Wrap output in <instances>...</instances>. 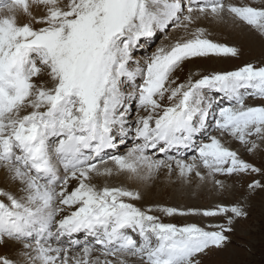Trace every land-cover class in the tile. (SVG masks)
Listing matches in <instances>:
<instances>
[{
  "label": "snow or ice",
  "instance_id": "snow-or-ice-1",
  "mask_svg": "<svg viewBox=\"0 0 264 264\" xmlns=\"http://www.w3.org/2000/svg\"><path fill=\"white\" fill-rule=\"evenodd\" d=\"M205 19L264 36V0L0 2V169L17 186L16 193L0 188V245H20L16 259L0 256V264H202L228 247L249 217L246 205L143 209L132 202L142 199L139 191L93 182L120 174L150 180L167 169L186 182L210 179L220 190L226 185L218 175L256 174L261 179L248 189L264 190V169L225 142L248 152L264 143V104L245 103L248 96L264 100V66L189 69L179 82L177 74L197 59L239 54L210 38L200 26ZM169 30L176 35L134 59L142 39ZM130 133L137 143L126 155L107 152ZM149 149L195 154L154 159ZM154 212L223 222L179 226ZM80 233L92 242L71 239ZM72 248L80 251L70 256Z\"/></svg>",
  "mask_w": 264,
  "mask_h": 264
},
{
  "label": "rangeland",
  "instance_id": "rangeland-1",
  "mask_svg": "<svg viewBox=\"0 0 264 264\" xmlns=\"http://www.w3.org/2000/svg\"><path fill=\"white\" fill-rule=\"evenodd\" d=\"M232 2L250 3L252 2V0H232ZM26 20L27 17H25L22 13L18 14V22H25ZM216 23L217 22L215 21L205 19L201 22L200 26L208 29L210 38L214 41L238 48L239 54L235 57L220 56L197 59L187 64L184 70L177 74L179 76V82H182L187 78L189 69L208 74L211 72L234 71L245 66L246 64H253L256 67L264 66V44L262 46L260 45V47H257L256 43L254 44V39L251 37L253 35V31L256 32L255 30L247 25L241 23H233L231 21L218 23V25H216ZM232 24L234 25L232 26ZM211 30L212 32H210ZM256 34L259 33L256 32ZM165 35L175 36L176 33L172 32L171 30H169L168 33L158 31L155 36L142 39L140 44L133 52L134 59L142 61L144 58L150 55L152 51L155 50L162 42L166 43L167 41L165 40ZM210 95L219 96L221 94L210 93ZM249 101H258L259 105L264 104V100L252 96L246 97L245 103H248ZM131 103L133 108L136 103L135 101ZM136 111V107L133 109V111L131 109V115L129 116V118L134 119L136 117ZM229 139L230 147L233 150L237 151L242 159L264 169V143H261L262 146L258 150H256V152H248L246 147L242 146L238 141H234L231 138ZM136 142L137 141L135 140L133 134L130 133L126 138L125 143H119V141H117L116 150L126 146H130L132 148V146H134V143ZM156 152L157 150L155 151L153 149H149L146 154L154 157H159V155L163 154L160 152L158 154ZM194 154L195 153L192 152L190 155L189 152L187 157H189L190 159ZM172 176L173 179L171 181L173 186L171 188H169L166 185L167 182L163 180L166 179V177H159L153 180V185L155 186L156 191H159L160 195L164 198V202L167 200H169L170 202L173 192L177 193V191H185L187 193L189 192L193 194L194 191L192 190V188L196 187V182L199 180L198 177H196L195 179L194 177H192L191 182H186L182 179L179 180L178 173L176 172H173ZM217 178L224 181L226 185L224 190L218 189L213 184L212 186L215 187V189L212 190V187H208L209 189L205 190V193L207 195L196 196L197 192H194L193 195H195L196 198L193 205L188 207L184 206L185 208H180L177 206L175 207L180 209H208L214 208L218 204L229 206L240 203L247 206L249 217L246 220L240 221L236 225V231L232 234V240L228 247L223 249L222 251H213L208 256L203 257L202 264H264V190L257 189L255 192H250L248 189L249 183H251L254 179H261V177L256 174H234L232 176L218 175ZM262 182H264V180H262ZM73 186L74 181H72L71 184L69 183V189H71ZM227 186L230 187L227 188ZM232 187L234 189H232ZM231 192L233 193L231 194ZM211 196L214 198H210ZM216 200H218V202H216ZM158 205L161 206L160 204ZM207 205L211 206L208 207ZM193 217H201L206 219L203 221V223H205L203 224L205 225L203 227H206V225H208L207 223L211 224L223 222V218H205L203 216ZM160 219L165 223H174L179 226L188 224L182 223L180 221L172 222V220H170L166 215L160 217ZM199 226L202 227L201 224H199ZM71 250L74 249L72 248ZM0 256L4 255L1 254Z\"/></svg>",
  "mask_w": 264,
  "mask_h": 264
},
{
  "label": "bare ground",
  "instance_id": "bare-ground-1",
  "mask_svg": "<svg viewBox=\"0 0 264 264\" xmlns=\"http://www.w3.org/2000/svg\"><path fill=\"white\" fill-rule=\"evenodd\" d=\"M0 2H2V0H0ZM227 22H229V21H227ZM216 25H218V23H216ZM233 25L234 24H232V26ZM210 32H212V30ZM251 37L254 39V44L256 43L257 47H260V45L262 46L264 44V37L260 36L259 34H256V32L253 31V35ZM263 47H264V45H263ZM155 50H153L152 52H154ZM198 68H200V67H198ZM246 105L258 106L259 103H258V101H253V102L249 101L248 103H246ZM135 107H136V104L133 106L132 111H133V109ZM142 113L143 112H141V114ZM135 118L134 119L129 118V121L132 122V121L135 120ZM225 142L228 144L230 142V139L226 138ZM228 145L230 146V143ZM116 148L115 149H108L107 152L109 154L113 153L115 155H126L127 152L131 149L130 146H126V147H123V148L118 149V150H116ZM153 150H155V149H153ZM189 152H190V155H191V153H192L191 151H186V150L181 149L180 152H177L175 149H172V150H170L167 153H163L162 155H159V157H154V156H152V157L154 159H168L169 156L170 157L174 156V157L180 158L182 155H184L186 159H189V157H187ZM156 153L159 154L158 151ZM159 177H162V178L166 177V179H163V180L167 182L166 185L169 188H171L173 186L172 185V181H171L173 179V176H172V174L169 175L167 169H161L158 173L154 174L153 177L150 180H139V179L130 178L127 174H120V175H114V176L108 177V178L96 177V178H94L93 182L94 183L98 182L97 184L99 186H103L105 183H107L109 186H123V187L129 188L131 190L139 191L141 193L142 199L139 200V201H132V202L135 203L138 207H141L143 209H146L148 207L159 206L158 204L161 205L160 207H173V206L174 207L177 206V207H180V208H182L184 206L188 207V206H191V205L194 204V200H195L197 195L198 196L207 195L205 193V190L209 189L210 187H212V190L215 189V187L212 186L213 183H212V181L210 179L209 180H205V181L198 180L196 182V187L192 188V190L195 193L197 192L196 196L193 195L194 192H193V194H191V193H189V192L187 193L185 191H177V193L173 192L170 202H169V200L164 202L163 201L164 198L160 195L159 191H156V188L153 185V180H155V179H157ZM193 177H194V179L196 178L194 175H193ZM178 178H179V176H178ZM98 179H100V180H98ZM179 180H181V179L179 178ZM71 182L72 181H70L69 183L71 184ZM75 186H76V182L74 181V186L71 189H69V190H72ZM228 187H230V186H227V188ZM0 188L5 189L7 191H11L13 193H16V191H17V186L14 185V184H10L7 181V179L5 178V173H4V171L2 169H0ZM232 189H234V188L232 187ZM232 193L233 192H231V194ZM210 198H214V197L211 196ZM212 201H214V200H212ZM5 202H7V201H5ZM216 202H218V200H216ZM210 206L211 205H209L208 207H210ZM153 214L158 215L159 217L165 216L163 213H160V212H154ZM167 217H169V216H167ZM169 219L172 220V222L180 221L182 223H195V224H198V225L201 224L202 227L205 226V225H203V224H205V223H203V221L206 220V219L201 218V217H193V216H183V217L182 216H171V217H169ZM207 224H209V223H207ZM64 239L66 241L68 238H64ZM71 239L80 240L81 244H83L86 241L89 242V243L92 242V237L87 236L84 233L76 234ZM64 246H67V244L65 243ZM19 248H20V245L16 244V243H13V242H9L8 244H5V245H0V255L3 254L4 256H8L9 258L16 259L17 258L16 253L19 250ZM73 249L74 250H71L69 252L70 256H74L80 251V249H78V248H73ZM96 255H99V253L98 252H94L93 253V257H95Z\"/></svg>",
  "mask_w": 264,
  "mask_h": 264
}]
</instances>
